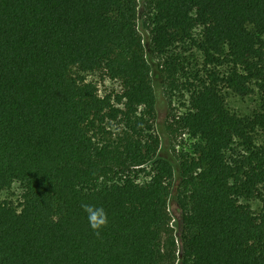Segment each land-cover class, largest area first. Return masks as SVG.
Segmentation results:
<instances>
[{"label":"trees","instance_id":"obj_1","mask_svg":"<svg viewBox=\"0 0 264 264\" xmlns=\"http://www.w3.org/2000/svg\"><path fill=\"white\" fill-rule=\"evenodd\" d=\"M148 5L153 52L187 93L177 165L158 157L139 0H0V264H264V104L245 119L221 92L264 89V0ZM187 44L204 56L193 76Z\"/></svg>","mask_w":264,"mask_h":264},{"label":"rangeland","instance_id":"obj_2","mask_svg":"<svg viewBox=\"0 0 264 264\" xmlns=\"http://www.w3.org/2000/svg\"><path fill=\"white\" fill-rule=\"evenodd\" d=\"M151 11L149 9L148 0H139V27L144 38L147 58L152 67V77L157 93V130L161 138V148L158 157H165L177 165L180 161L181 154H192L193 140L187 135L183 134L178 129L176 118L184 111V102L187 99L186 95L182 96L177 88L171 84V78L168 73L162 69L160 65V58L153 52L151 45L149 26ZM182 62L185 68V73L189 76L196 74V71L203 66L204 56L203 53L192 46L187 44L181 47ZM192 78V77H191ZM193 79V78H192ZM106 85H111L109 82ZM112 86V85H111ZM104 87H101L103 90ZM255 92L249 96H240L232 90L221 87V92L224 95L229 108L237 115L250 119L256 111H260L264 104V89L261 85H254ZM263 137L262 131L258 129L255 133V138L261 140ZM241 146L238 142L232 145L229 155L240 151ZM22 189L19 185H15L11 190L5 191L2 194V200L17 201L21 196ZM251 205L255 211L263 209V203L258 199L250 201L244 200ZM171 211L173 214V226L175 232L180 229L179 223L181 214L178 210L177 202L175 199L171 202Z\"/></svg>","mask_w":264,"mask_h":264},{"label":"clouds","instance_id":"obj_3","mask_svg":"<svg viewBox=\"0 0 264 264\" xmlns=\"http://www.w3.org/2000/svg\"><path fill=\"white\" fill-rule=\"evenodd\" d=\"M99 213H93L91 216H90V220L93 222V227H97L98 225L96 224V220H97V215Z\"/></svg>","mask_w":264,"mask_h":264}]
</instances>
